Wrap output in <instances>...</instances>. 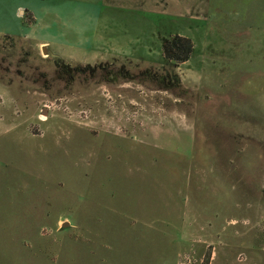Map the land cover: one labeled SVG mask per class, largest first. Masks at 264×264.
<instances>
[{"label":"rangeland","instance_id":"374dc122","mask_svg":"<svg viewBox=\"0 0 264 264\" xmlns=\"http://www.w3.org/2000/svg\"><path fill=\"white\" fill-rule=\"evenodd\" d=\"M118 1L0 0V264H264V0Z\"/></svg>","mask_w":264,"mask_h":264},{"label":"trees","instance_id":"16d2710c","mask_svg":"<svg viewBox=\"0 0 264 264\" xmlns=\"http://www.w3.org/2000/svg\"><path fill=\"white\" fill-rule=\"evenodd\" d=\"M118 2L120 5L127 4L125 1L123 2V0H120ZM161 49H162L164 64L169 66L170 68L164 69L163 72H160L158 70L155 71L147 70L144 71V73L142 74L144 75V77L153 80V82H156L157 84H159V86L163 88L178 87V85L180 84V79L177 73L174 72V68L179 63L189 59V57L193 52V42L187 36L181 34H172L162 39ZM68 69L69 67L65 68L61 66V71H62L61 73H63V76L64 75L68 76L69 73ZM94 69L95 67H88V68L76 67L74 70L79 72H83L87 70L91 72V74H93L92 71L94 72ZM57 71L58 73L60 72V67L59 70L57 68ZM116 72L118 75H121L124 78H132V75H127V73L123 71L121 68H119ZM114 76L108 78V80H111L112 78H114ZM115 77H117V75Z\"/></svg>","mask_w":264,"mask_h":264},{"label":"crops","instance_id":"0c3cea01","mask_svg":"<svg viewBox=\"0 0 264 264\" xmlns=\"http://www.w3.org/2000/svg\"><path fill=\"white\" fill-rule=\"evenodd\" d=\"M18 5H22L21 3H19Z\"/></svg>","mask_w":264,"mask_h":264},{"label":"water","instance_id":"95a60500","mask_svg":"<svg viewBox=\"0 0 264 264\" xmlns=\"http://www.w3.org/2000/svg\"><path fill=\"white\" fill-rule=\"evenodd\" d=\"M65 224H66V223H65ZM65 224H64V225H65Z\"/></svg>","mask_w":264,"mask_h":264}]
</instances>
